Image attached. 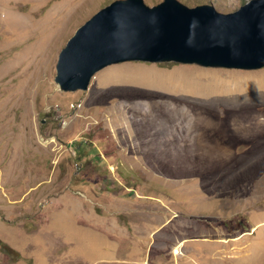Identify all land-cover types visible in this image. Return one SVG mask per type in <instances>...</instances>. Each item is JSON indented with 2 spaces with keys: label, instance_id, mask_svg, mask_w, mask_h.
I'll return each instance as SVG.
<instances>
[{
  "label": "rangeland",
  "instance_id": "rangeland-1",
  "mask_svg": "<svg viewBox=\"0 0 264 264\" xmlns=\"http://www.w3.org/2000/svg\"><path fill=\"white\" fill-rule=\"evenodd\" d=\"M115 1L0 0V264H264V68L126 62L61 91L60 52ZM151 101L185 140L149 137Z\"/></svg>",
  "mask_w": 264,
  "mask_h": 264
},
{
  "label": "water",
  "instance_id": "water-1",
  "mask_svg": "<svg viewBox=\"0 0 264 264\" xmlns=\"http://www.w3.org/2000/svg\"><path fill=\"white\" fill-rule=\"evenodd\" d=\"M126 62L177 63L256 71L264 68V0L223 14L178 0L153 7L117 0L82 25L59 54L55 82L63 92L88 90L104 68Z\"/></svg>",
  "mask_w": 264,
  "mask_h": 264
},
{
  "label": "bare ground",
  "instance_id": "bare-ground-1",
  "mask_svg": "<svg viewBox=\"0 0 264 264\" xmlns=\"http://www.w3.org/2000/svg\"><path fill=\"white\" fill-rule=\"evenodd\" d=\"M134 81H136V83L138 84V85H143V83H144V80L143 79H133ZM213 87V86H212ZM208 88H211V87H208ZM205 91H207V88H203L202 90H199V91H197V94L198 95H205L206 93H205ZM144 93H146L145 91H144ZM172 99V98H171ZM173 101V100H172ZM206 101V100H205ZM204 101V102H205ZM174 102V101H173ZM203 102V103H204ZM175 103V102H174ZM154 103L151 101V103L149 104V106H150V111L149 112H147V113H145L144 114V112H142L141 111V109H139V107H135V109H134V114H133V116L135 117V118H137V117H141L142 119L143 118H145V119H143V121L144 122H148L149 121V124L150 125H148L147 126V124L145 125V127L147 128V129H151V130H153V133H152V135H150L149 137L150 138H152V139H165V140H168V141H172V142H174V141H176V140H185V138H187V135L186 134H183L182 132H181V128H180V126L178 125V124H175L174 125V122H173V119L172 118H170V119H168V115L167 114H163V112H162V108H164L161 104H154ZM177 105H179L178 103H176ZM154 109H156V110H158L159 111V114H158V116H159V118L162 120V114H163V118H164V120L165 121H163L162 122V126L163 127H169V124H170V126H172V124H173V127H172V130H170V132H168V133H166V132H159V131H156L155 130V132H154V129H153V126H155V124H152V122L149 120V119H151L152 117H153V114H154ZM129 110H130V108H128V109H126V111H125V114L126 113H128L129 112ZM132 110H130V112H131ZM133 113V112H132ZM148 114V115H147ZM170 115V114H169ZM134 117H132V122L134 123V124H137L136 122V120L134 119ZM150 117V118H149ZM171 117V116H170ZM192 117V116H191ZM142 119H140L138 122L139 123H142L141 121H142ZM201 121V122H200ZM138 125V124H137ZM153 125V126H152ZM144 126V123L141 125V127H143ZM162 126H158L159 128H161ZM212 126V120L211 121H209V119H208V115H204V114H201V113H198V115H197V117H196V120L194 121V123H192V125H191V131H192V134L194 135V137H195V140L196 141H198V140H202L203 138H205L206 139V135H209L207 132H205V130L206 129H208L209 127H211ZM140 127V126H139ZM201 127H204V130L202 131V128ZM138 131V130H137ZM177 132H179L181 135L180 136H178V133ZM133 133V132H132ZM136 134V133H135ZM189 135H191V134H189ZM126 136H128V134L126 135ZM129 136H132V138L133 137H136L134 134H130ZM212 136H215V135H212ZM216 137V136H215ZM131 139V138H130ZM135 139H137V138H135ZM141 141V140H140ZM134 142V141H133ZM136 150V149H135ZM177 249V248H176ZM180 252H179V250L177 249L176 250V252H175V254H179Z\"/></svg>",
  "mask_w": 264,
  "mask_h": 264
},
{
  "label": "crops",
  "instance_id": "crops-1",
  "mask_svg": "<svg viewBox=\"0 0 264 264\" xmlns=\"http://www.w3.org/2000/svg\"><path fill=\"white\" fill-rule=\"evenodd\" d=\"M262 228H264V221L258 223L256 226H252L249 230H247L245 232V234L250 235L251 232L258 231V230H261L262 232H264V229H262Z\"/></svg>",
  "mask_w": 264,
  "mask_h": 264
},
{
  "label": "trees",
  "instance_id": "trees-1",
  "mask_svg": "<svg viewBox=\"0 0 264 264\" xmlns=\"http://www.w3.org/2000/svg\"><path fill=\"white\" fill-rule=\"evenodd\" d=\"M2 248H3V250H2V251H6V250H8V249H5L6 247H5V245H4V244L2 245Z\"/></svg>",
  "mask_w": 264,
  "mask_h": 264
}]
</instances>
